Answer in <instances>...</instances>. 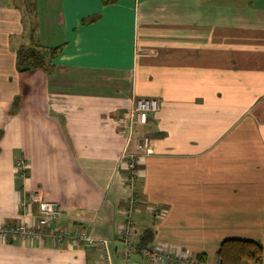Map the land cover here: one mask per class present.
<instances>
[{"label": "crops", "instance_id": "obj_1", "mask_svg": "<svg viewBox=\"0 0 264 264\" xmlns=\"http://www.w3.org/2000/svg\"><path fill=\"white\" fill-rule=\"evenodd\" d=\"M41 1L35 41L61 48L21 71L28 3L0 0V226L38 229L47 201L62 208L54 228L99 241L133 221L137 240L151 230L149 246L202 264H219L226 240L264 246V0H52L60 37L44 35ZM138 98L161 108L134 129L154 153L131 182L123 157L144 150L120 121ZM99 246L11 236L0 264H159Z\"/></svg>", "mask_w": 264, "mask_h": 264}, {"label": "built area", "instance_id": "obj_2", "mask_svg": "<svg viewBox=\"0 0 264 264\" xmlns=\"http://www.w3.org/2000/svg\"><path fill=\"white\" fill-rule=\"evenodd\" d=\"M161 108L160 100L157 98H138L136 100L135 108L132 110L131 115L127 120L120 121V129L128 131L131 135L132 141L137 143L138 146L143 148L144 153L139 155L136 153H127L123 157V168L130 172L129 181L136 182L140 176L138 165L140 164V156H149L154 153L152 147L151 137L148 135L135 136L136 125L146 124L151 114L157 113ZM134 135V137H133ZM40 199L39 193L32 194V200ZM139 209L138 199L135 197L130 200L129 213L136 212ZM41 218L38 221L39 228L35 229L29 227L24 223L16 226L2 225L0 226V239H8L11 236L21 238L22 240H39L45 237H51L57 244H68L71 246H79L82 242L89 245H100L98 248L104 251L109 261L114 260V254L117 250V245L121 246L119 253L124 259L131 261L134 253L139 250V242L136 239V228L133 221L124 226L118 235L112 239L96 240L91 234L81 231L74 234L71 230H60L52 227L53 222L62 214L60 205L52 202L42 201ZM47 228V229H45ZM119 250V249H118ZM143 251L147 254L148 258L159 264H202L199 258L190 255L186 252H179L174 248H166L161 244H154Z\"/></svg>", "mask_w": 264, "mask_h": 264}, {"label": "trees", "instance_id": "obj_3", "mask_svg": "<svg viewBox=\"0 0 264 264\" xmlns=\"http://www.w3.org/2000/svg\"><path fill=\"white\" fill-rule=\"evenodd\" d=\"M26 1L31 13H36L38 10L34 0ZM113 1L115 0H103V3L109 4ZM34 20L28 34L30 45L22 46L18 51L17 65L21 71H32L39 68H49L50 64L57 57L61 48L58 46L47 50L35 41L36 25L34 24ZM152 241V231L146 230L140 235L138 239L140 246L139 250L149 247ZM199 259L200 261L203 260L202 257ZM218 259L219 264H264V246L260 242L251 240H226L223 242L218 251Z\"/></svg>", "mask_w": 264, "mask_h": 264}, {"label": "rangeland", "instance_id": "obj_4", "mask_svg": "<svg viewBox=\"0 0 264 264\" xmlns=\"http://www.w3.org/2000/svg\"><path fill=\"white\" fill-rule=\"evenodd\" d=\"M38 3L40 5V8H41V5L43 7H45L44 3H46L47 7H48L47 9L44 8L41 10V17H42V21H43L42 23L44 24L42 30L44 31V35L46 34V32L52 34V32L50 30L51 25H53L54 29H55V25H58L57 29L54 32L56 33V35H58L60 37L61 36L60 35L61 30L59 29V26L61 25V21H60L59 15H58V10L51 6L52 0H49V1L42 0L41 2H38ZM28 18L30 20V25H32L33 20H34V14L31 13L29 8H28ZM26 42H27L26 46H29L30 45L29 39H27Z\"/></svg>", "mask_w": 264, "mask_h": 264}]
</instances>
